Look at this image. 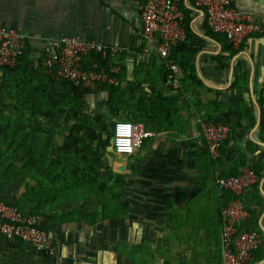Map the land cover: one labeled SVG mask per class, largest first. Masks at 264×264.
Listing matches in <instances>:
<instances>
[{
    "label": "crops",
    "instance_id": "crops-1",
    "mask_svg": "<svg viewBox=\"0 0 264 264\" xmlns=\"http://www.w3.org/2000/svg\"><path fill=\"white\" fill-rule=\"evenodd\" d=\"M145 1L0 0V26L29 37L33 64L41 60V38L78 37L117 48L118 54L109 58L120 84L113 98L123 103L113 120L142 123L155 134L133 155L110 165V180L120 174L116 167L124 166L123 217L91 224L89 217L81 221L76 216V221L51 223L48 233L54 245L60 244L62 257L69 255L68 246L93 244L96 250L97 244H108L106 255L99 252L94 259L86 247L90 258L80 256L85 264H114L118 256L123 264H223L220 213L232 197L219 192L215 179L228 177L232 167L249 168L259 176L257 187L241 197L251 216L250 228L264 235V36L252 35L233 49L184 0L192 12L186 43L170 52L180 69V87L174 90L157 55L156 39L147 41L142 35ZM231 8L252 15L264 27V0H231ZM96 89L87 97L105 99ZM200 120L228 128L217 160L205 149ZM77 206L82 215L100 210L95 200ZM68 210L53 209L49 218L57 221ZM56 255L55 249L53 256L40 258L54 260ZM76 256L74 252L71 259L76 261Z\"/></svg>",
    "mask_w": 264,
    "mask_h": 264
},
{
    "label": "trees",
    "instance_id": "trees-1",
    "mask_svg": "<svg viewBox=\"0 0 264 264\" xmlns=\"http://www.w3.org/2000/svg\"><path fill=\"white\" fill-rule=\"evenodd\" d=\"M188 1L193 8V0ZM180 8L184 13V29L188 36L192 10L185 7L184 0H180ZM30 53L26 45L15 66L0 67V103L3 102L0 104V200L15 207L23 216L39 217L40 228L46 232L51 228V223L76 221V216L81 221H87L89 217L91 224L123 217V176L114 174V180L104 185L97 179L96 159L91 157L112 147L113 119L116 118L119 104L123 103L113 98L120 84L115 87L101 85L96 89L106 94L103 110L108 116L96 114L90 117L84 114L81 105L84 97L92 94V91L50 74L42 67L41 60L33 64ZM91 59L98 62V57L92 56ZM99 64L104 65V62L100 61ZM106 119L110 121L108 124L104 122ZM70 121H73L71 125ZM261 121H264L263 116ZM44 124L54 132H69L60 145L50 143L52 156L46 155L48 147L30 142L34 140V144H37L36 135ZM31 125L34 126L32 131L25 133L23 128H31ZM237 169L232 167L226 175L237 176L240 171ZM109 175H113L111 169ZM256 176L258 181L254 185L257 187L259 176ZM83 200H95L100 206L99 212L82 215L77 205ZM59 207L69 210L57 221L51 220L49 213ZM41 219L46 221L45 227ZM251 224L250 218L246 230L252 231ZM257 232L260 233L259 230ZM14 241L20 249V260L31 261V264H48L39 258L43 256L38 252L34 251V255L27 251L29 247L26 243L18 239ZM263 248L264 245L250 264L264 260Z\"/></svg>",
    "mask_w": 264,
    "mask_h": 264
},
{
    "label": "built area",
    "instance_id": "built-area-1",
    "mask_svg": "<svg viewBox=\"0 0 264 264\" xmlns=\"http://www.w3.org/2000/svg\"><path fill=\"white\" fill-rule=\"evenodd\" d=\"M193 9L204 15L208 29L222 35L229 45L238 50L252 35L264 36L252 15L231 8V0H193ZM143 38L157 41L156 52L167 69V81L174 90L180 87V69L172 59L171 51L185 43L184 13L180 0H146L141 8ZM29 37L18 29L0 26V67H13L27 45ZM41 65L55 77L67 80L74 86L95 90L100 85L118 86V69L109 58L118 54L117 48L78 37L59 39L41 38ZM99 57L106 65L91 59ZM261 114L264 117V89L261 93ZM112 151L118 156L133 155L143 141L154 137L142 123L113 120ZM205 149L212 160H217L228 136L225 125L199 122ZM258 181L249 168L241 169L237 176L218 177L215 185L220 193H229L231 201L220 213L223 264H250L263 245L264 235L244 229L251 218L242 203V194ZM0 236L9 241L18 239L36 252L53 256L52 237L40 228L35 215L23 216L15 207L0 200Z\"/></svg>",
    "mask_w": 264,
    "mask_h": 264
},
{
    "label": "rangeland",
    "instance_id": "rangeland-1",
    "mask_svg": "<svg viewBox=\"0 0 264 264\" xmlns=\"http://www.w3.org/2000/svg\"><path fill=\"white\" fill-rule=\"evenodd\" d=\"M0 76H1V72H0ZM0 94H1V86H0ZM1 99H2V97H0V101H1ZM103 101H104V99L98 98V97H90V96L84 97V100H83L82 105H81L84 114L89 115L90 117H94V116H96V114L101 115V117L108 116V115H106L107 113L104 112V110H103V103H104ZM2 103L3 102H1L0 104H2ZM1 108L4 109L5 107H1ZM108 121L109 120H107V119L104 120V122L107 124H108ZM30 122H33V121H30ZM6 123H7V121H6ZM72 123H73V121H70L69 125H71ZM7 125L9 127H12L11 123H8ZM13 126L16 127V125H13ZM32 126L33 125H31V128L29 126H27L28 129L23 128V129H25L24 132L27 133L29 131H32V129L34 128V126L33 127ZM48 127L49 126H46V124L41 125V127L39 128L41 130L36 135L37 144H34V140H30V142H32L33 145H37V146L43 145L44 147L45 146L48 147V149L46 151V155L52 156V153L50 152L51 148L49 147L50 143L54 144V145H60L62 143L63 139L67 135H69V132L67 130L60 131V132H54L53 129L51 130ZM91 130H93V129H91ZM91 157H95V159H96L97 171H98L97 172V179H99V181H101V183H103L104 185H108V183L111 181L110 179L112 178V176L109 175V169H111L110 165L117 162L118 157H122V156H118L113 151L109 152L107 150V151H102L100 153L96 152V154H94ZM119 236H120V234H118V238H119ZM120 237H122V234ZM26 245L29 247L27 251L36 255V253L34 252L35 250L30 245H28V244H26ZM96 246H97L96 250L93 249L94 248L93 244L80 245L79 247H75V248L71 247L70 249L68 246V250H70V253H69V251H65V252L69 253V255L67 254V257H66V255H64L62 257V253H60L62 251V248L60 247V244L58 242L57 243L55 242V247L57 250L56 258H54V260H48L47 262H48V264H72V262H74L75 264H85V262L80 259L81 255L85 254L84 259L87 260L90 258V256H91V259H94V255H96V257H97V254L99 252H103L101 254L103 256L106 255V253L108 252V249L106 251L104 249V248L109 247L108 244H105V245L97 244ZM86 247H89L90 249H92V251L89 249L91 251L90 256L88 255V252L85 250ZM18 248L19 247H18V245H16L15 241H9V240L3 239V237L0 236V264H31L30 263L31 261L26 262V261H22L19 259L18 251L20 249H18ZM71 252H73L72 254H74V252H76V255H77L76 257L79 259H76V261L72 260L71 259V256H72ZM103 256H102V259H103ZM96 257H95V259H96ZM57 258L59 261L57 260ZM102 259H99V262H100V260L102 261ZM104 260L108 261L107 256L105 257ZM42 261H44V260H42ZM114 261H115L114 264H117V263L123 264V262H121V260L119 259V256L116 257L114 259Z\"/></svg>",
    "mask_w": 264,
    "mask_h": 264
},
{
    "label": "water",
    "instance_id": "water-1",
    "mask_svg": "<svg viewBox=\"0 0 264 264\" xmlns=\"http://www.w3.org/2000/svg\"><path fill=\"white\" fill-rule=\"evenodd\" d=\"M109 152L110 151H112V149H111V147H109L108 149H107ZM123 171H124V166L122 165V164H119L117 167H116V172H118V173H123Z\"/></svg>",
    "mask_w": 264,
    "mask_h": 264
}]
</instances>
